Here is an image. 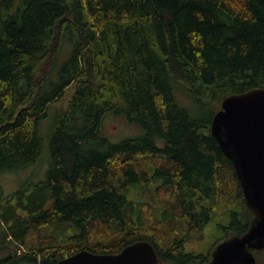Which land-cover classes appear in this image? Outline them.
I'll use <instances>...</instances> for the list:
<instances>
[{
    "label": "trees",
    "instance_id": "16d2710c",
    "mask_svg": "<svg viewBox=\"0 0 264 264\" xmlns=\"http://www.w3.org/2000/svg\"><path fill=\"white\" fill-rule=\"evenodd\" d=\"M263 86L264 0H0V171L49 154L46 177L6 197L0 264H57L137 240L159 264L208 262L253 218L211 119L226 96ZM109 110L145 132L108 141ZM212 222L224 234L210 250L186 251Z\"/></svg>",
    "mask_w": 264,
    "mask_h": 264
},
{
    "label": "water",
    "instance_id": "95a60500",
    "mask_svg": "<svg viewBox=\"0 0 264 264\" xmlns=\"http://www.w3.org/2000/svg\"><path fill=\"white\" fill-rule=\"evenodd\" d=\"M210 133L232 161L243 200L253 214L248 228L219 242L204 264H256L252 250L264 248V86L226 96L210 123ZM147 240H137L118 253L82 249L57 264H159Z\"/></svg>",
    "mask_w": 264,
    "mask_h": 264
},
{
    "label": "rangeland",
    "instance_id": "374dc122",
    "mask_svg": "<svg viewBox=\"0 0 264 264\" xmlns=\"http://www.w3.org/2000/svg\"><path fill=\"white\" fill-rule=\"evenodd\" d=\"M69 52V47L67 45H63L61 51L58 50L57 59L58 63L67 58ZM73 91V85L66 87L64 95L55 102H53L47 114L45 115L42 122L39 124L38 133L40 135H45L51 126V122L53 121L56 110L65 105L69 96H71V92ZM123 99L118 100V105L121 106ZM187 103L183 101V106H187ZM145 132V129L135 121H130L126 117L123 111H106L104 113L102 123L99 129V133L101 136H104L108 139V141L112 143H118L122 140L134 138L142 135ZM48 160L49 154L47 151L43 153L42 159L34 164L28 165L24 169H20L18 171L14 170H3L0 171V215L5 219L6 223L3 224L4 227L9 225V221L7 220V216L10 215L8 204H13L15 201V196L10 198L8 202L6 197H9L10 194L14 193L16 190H19L22 186L32 185L33 183L40 181L46 177V171L48 168ZM6 199V200H4ZM223 224L226 223V220H223ZM72 232V231H71ZM69 232V233H71ZM224 233L218 232L215 229L214 222L208 224L206 226L204 236L200 240H191L187 241L185 244L186 251L192 252H204L207 253L210 250V247L216 241L218 237H221ZM3 255V253H1ZM256 259L263 260L264 252H260L255 255Z\"/></svg>",
    "mask_w": 264,
    "mask_h": 264
},
{
    "label": "built area",
    "instance_id": "2783aa9c",
    "mask_svg": "<svg viewBox=\"0 0 264 264\" xmlns=\"http://www.w3.org/2000/svg\"><path fill=\"white\" fill-rule=\"evenodd\" d=\"M23 248V246H21Z\"/></svg>",
    "mask_w": 264,
    "mask_h": 264
},
{
    "label": "bare ground",
    "instance_id": "6f19581e",
    "mask_svg": "<svg viewBox=\"0 0 264 264\" xmlns=\"http://www.w3.org/2000/svg\"><path fill=\"white\" fill-rule=\"evenodd\" d=\"M10 239V238H9Z\"/></svg>",
    "mask_w": 264,
    "mask_h": 264
}]
</instances>
